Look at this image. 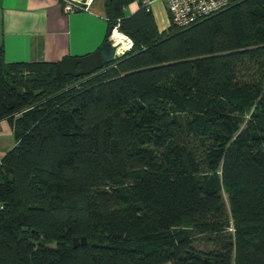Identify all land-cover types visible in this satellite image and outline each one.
Instances as JSON below:
<instances>
[{"label": "trees", "instance_id": "obj_1", "mask_svg": "<svg viewBox=\"0 0 264 264\" xmlns=\"http://www.w3.org/2000/svg\"><path fill=\"white\" fill-rule=\"evenodd\" d=\"M130 1L88 75L0 45V264H264V0L162 31Z\"/></svg>", "mask_w": 264, "mask_h": 264}, {"label": "crops", "instance_id": "obj_2", "mask_svg": "<svg viewBox=\"0 0 264 264\" xmlns=\"http://www.w3.org/2000/svg\"><path fill=\"white\" fill-rule=\"evenodd\" d=\"M103 2L90 0L89 10L65 12L62 0H0V45L5 61L59 62L65 55L83 56L96 50L106 36L114 42L107 35ZM139 5V0H131L124 11L132 13ZM150 10L158 29L165 30L170 25L165 2L153 0ZM117 44L119 53L129 45ZM15 142L10 119H0V159Z\"/></svg>", "mask_w": 264, "mask_h": 264}, {"label": "built area", "instance_id": "obj_3", "mask_svg": "<svg viewBox=\"0 0 264 264\" xmlns=\"http://www.w3.org/2000/svg\"><path fill=\"white\" fill-rule=\"evenodd\" d=\"M153 0H141V3L150 8ZM169 14L170 23L176 26H188L200 19H203L230 4V0H163ZM63 10L71 12L76 10H89L90 0H62ZM117 29L114 25L113 31ZM118 30V29H117ZM112 31V32H113ZM124 34V33H123ZM112 35V34H111ZM128 46L122 51L124 53L131 47L132 40L126 34ZM115 44V42H113ZM117 46V45H116Z\"/></svg>", "mask_w": 264, "mask_h": 264}, {"label": "water", "instance_id": "obj_4", "mask_svg": "<svg viewBox=\"0 0 264 264\" xmlns=\"http://www.w3.org/2000/svg\"><path fill=\"white\" fill-rule=\"evenodd\" d=\"M114 25L108 27L111 35ZM123 53L118 52V47L110 39L105 40L96 50L83 56L65 55L61 58V71L66 75L80 76L88 75L96 70L102 69L106 64L114 61ZM86 236H72V246L86 243Z\"/></svg>", "mask_w": 264, "mask_h": 264}, {"label": "bare ground", "instance_id": "obj_5", "mask_svg": "<svg viewBox=\"0 0 264 264\" xmlns=\"http://www.w3.org/2000/svg\"><path fill=\"white\" fill-rule=\"evenodd\" d=\"M112 39L114 40V42L116 43V45H118L117 43H122L124 45H128V40L127 38L124 36V34H122L121 32H119L117 29H115L112 32Z\"/></svg>", "mask_w": 264, "mask_h": 264}, {"label": "rangeland", "instance_id": "obj_6", "mask_svg": "<svg viewBox=\"0 0 264 264\" xmlns=\"http://www.w3.org/2000/svg\"><path fill=\"white\" fill-rule=\"evenodd\" d=\"M222 196H223V199H224V201H225V203H226V210L228 211L229 216H230V218H231L232 215H231V212H230V209H229V205H228V202H227V195H226V193H225L224 191H222ZM195 245H196L197 247H199V248H202V249H208V248L211 247V246H209V245H207V244H204V243H201V242H196Z\"/></svg>", "mask_w": 264, "mask_h": 264}]
</instances>
